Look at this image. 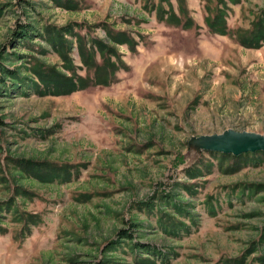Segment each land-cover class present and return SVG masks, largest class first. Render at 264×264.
Returning <instances> with one entry per match:
<instances>
[{"label":"rangeland","instance_id":"obj_1","mask_svg":"<svg viewBox=\"0 0 264 264\" xmlns=\"http://www.w3.org/2000/svg\"><path fill=\"white\" fill-rule=\"evenodd\" d=\"M173 3L0 0V264H264V151L196 145L264 134V0Z\"/></svg>","mask_w":264,"mask_h":264},{"label":"water","instance_id":"obj_2","mask_svg":"<svg viewBox=\"0 0 264 264\" xmlns=\"http://www.w3.org/2000/svg\"><path fill=\"white\" fill-rule=\"evenodd\" d=\"M196 145L200 151L239 156L244 153L264 151V134L230 128L222 133L202 135L197 138Z\"/></svg>","mask_w":264,"mask_h":264},{"label":"trees","instance_id":"obj_3","mask_svg":"<svg viewBox=\"0 0 264 264\" xmlns=\"http://www.w3.org/2000/svg\"><path fill=\"white\" fill-rule=\"evenodd\" d=\"M215 20H216V23H215ZM215 20H213L214 22H212V26L217 24V23H221L223 22L225 19L223 16L221 15H218ZM220 32L219 33H223V34H227V31H225V29L223 30H219ZM29 28L26 27V26H23L22 27V30L20 33V40H23V39H30V36H29ZM118 36H113V33L111 32L109 37H110V40L114 43H121V42H126L130 39H127L128 37L126 36L125 33H117ZM121 36V37H120ZM124 36V37H123ZM251 46L252 47H256V48H259L260 47V43L258 41H255V42H251ZM113 49V48H112ZM66 57V60H69L70 57H68V54L65 55ZM71 60V59H70ZM58 70V69H57ZM1 71H2V78H0V84L3 83V80L6 78V77H11L12 80H17L19 79V71L17 70H12L10 68H7L6 66H2L1 67ZM41 77V76H40ZM43 77V76H42ZM41 79L46 82V83H51L52 84V91L53 93H57V94H67L68 92L74 90L76 88V80H74L72 77H68L64 74H60L58 71L57 72H53L52 73V76L50 77H43ZM63 87H68V89L66 91H61V88ZM69 90V91H68ZM50 92V91H48ZM247 154V153H246ZM125 231H123L122 233H124ZM128 235L127 234H123V237L126 238ZM136 247L138 249H140L141 251L142 250H152L153 247L149 246V245H144V244H136Z\"/></svg>","mask_w":264,"mask_h":264},{"label":"crops","instance_id":"obj_4","mask_svg":"<svg viewBox=\"0 0 264 264\" xmlns=\"http://www.w3.org/2000/svg\"><path fill=\"white\" fill-rule=\"evenodd\" d=\"M168 2L170 3L171 6H173V8L175 7V6H174V3L172 4L173 0H168ZM163 5H164L165 8L168 7V5H167L166 2H164ZM137 11H138V13H140L139 10H137ZM140 16H143V15L140 13ZM178 17H179V16H178ZM178 17H177V18H178Z\"/></svg>","mask_w":264,"mask_h":264}]
</instances>
